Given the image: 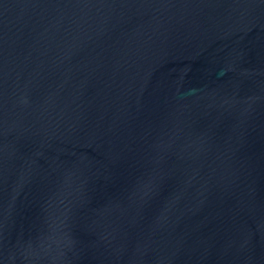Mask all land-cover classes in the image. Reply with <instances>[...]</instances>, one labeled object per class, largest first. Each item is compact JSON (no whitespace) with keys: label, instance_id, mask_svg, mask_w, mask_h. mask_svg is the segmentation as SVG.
I'll return each instance as SVG.
<instances>
[{"label":"water","instance_id":"water-1","mask_svg":"<svg viewBox=\"0 0 264 264\" xmlns=\"http://www.w3.org/2000/svg\"><path fill=\"white\" fill-rule=\"evenodd\" d=\"M0 264H264V0H0Z\"/></svg>","mask_w":264,"mask_h":264}]
</instances>
